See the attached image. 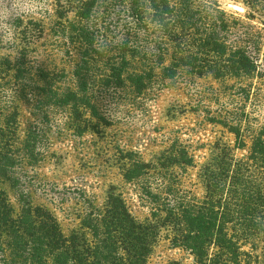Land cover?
Wrapping results in <instances>:
<instances>
[{"label": "trees", "instance_id": "trees-1", "mask_svg": "<svg viewBox=\"0 0 264 264\" xmlns=\"http://www.w3.org/2000/svg\"><path fill=\"white\" fill-rule=\"evenodd\" d=\"M53 1L57 20L52 30L76 51L74 89L61 88L63 74L35 68L27 47L14 56L0 53V185L7 184L14 191L19 207L14 216L0 187V264H146L156 239L155 226L137 221L120 195L109 192L102 208L90 202L86 206L80 225L89 238L77 233L65 237L54 215L32 204L20 189L18 170L23 164L34 166L41 161L36 154L38 136L30 126L19 139L15 102L28 105L34 116L49 108L68 109L79 130L86 111L104 121L89 91L90 71L96 64L105 71L104 85H128L141 93L168 51L169 65L162 68L166 78L186 69L214 79L254 77L264 85V0H240L247 8L246 18L257 21L260 28H246L239 43L223 35L228 31L222 14L212 9L217 7L216 0L201 1L205 6L194 0ZM110 8L113 13L125 9L128 14L114 30L118 35L101 45L100 34L111 32L94 20L100 10L106 13ZM149 24L158 32L153 49L141 38L149 33ZM30 25L35 34L42 33L38 22ZM228 129L234 136V150H244L240 127ZM214 151L201 169V199L179 200L172 190L159 192L150 183L140 187L141 193L157 207L152 217L162 212L161 221L173 227L172 245L189 253L195 264H264V135L250 138L242 158L225 145H216ZM127 155L132 157V153ZM193 163L184 149L173 148L156 166L129 159L122 175L127 182H138L151 170L170 175Z\"/></svg>", "mask_w": 264, "mask_h": 264}, {"label": "rangeland", "instance_id": "rangeland-1", "mask_svg": "<svg viewBox=\"0 0 264 264\" xmlns=\"http://www.w3.org/2000/svg\"><path fill=\"white\" fill-rule=\"evenodd\" d=\"M194 1L205 6L201 4L205 0ZM216 2L217 7L212 9L222 14L228 31L223 35L228 40L239 39L246 28H260L257 21L246 18L247 8L240 0ZM223 2L241 6L245 12L226 10L221 6ZM54 11L53 0H0V53L14 56L20 48L27 47L35 68L44 67L63 74L61 88L74 89L72 71L76 51L63 41L60 33L52 30L57 20ZM103 12L99 11L94 23L111 34H100L101 45L118 35L114 30L128 14L125 9L113 13L110 8ZM68 17L72 18V14ZM30 22H38L42 33L35 34ZM23 30L26 34H21ZM156 30L149 24V33L141 37L149 49L157 47ZM168 65L169 51L161 67L153 69L145 89L137 93L128 85H104L101 80L105 71L101 64H96L90 71L93 82H89V91L92 104L104 121L86 111L79 121L80 129L85 126L81 132L76 129L68 109L49 108L34 116L28 105L16 101L18 137L22 140L28 127H34L38 136L36 154L41 158L37 165H21L20 189L28 194L33 205L43 206L54 215L65 237L77 233L86 238L89 234L80 225L86 206L90 202L102 208L107 194L113 192L122 197L137 221H149L155 226L156 239L146 264L174 261L195 264L189 253L172 245L173 227L161 221L162 212H158L156 219L152 217L151 212L157 207L142 195L140 187L150 183L159 192L172 190L179 200L201 199L204 195L201 169L214 154V147L228 146L236 158H242L247 154L250 138L258 133L264 135V85L254 77L214 79L210 75L197 76L186 69H179L172 78H166L162 68ZM229 126L240 127L246 144L244 150H234V136ZM173 148H182L192 156L193 167L174 170L170 175L151 170L138 182L123 178L122 170L129 159L156 166ZM131 153L132 157H128ZM0 187L15 216L19 207L14 191L7 184Z\"/></svg>", "mask_w": 264, "mask_h": 264}, {"label": "water", "instance_id": "water-1", "mask_svg": "<svg viewBox=\"0 0 264 264\" xmlns=\"http://www.w3.org/2000/svg\"><path fill=\"white\" fill-rule=\"evenodd\" d=\"M221 6L226 10L236 12L238 14H243L245 12L244 8H242L241 6L232 4L230 2H223L221 3Z\"/></svg>", "mask_w": 264, "mask_h": 264}]
</instances>
